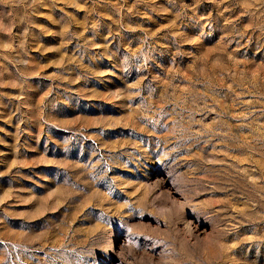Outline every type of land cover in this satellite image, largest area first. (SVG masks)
Masks as SVG:
<instances>
[{"label":"rangeland","instance_id":"rangeland-1","mask_svg":"<svg viewBox=\"0 0 264 264\" xmlns=\"http://www.w3.org/2000/svg\"><path fill=\"white\" fill-rule=\"evenodd\" d=\"M0 264H264V0H0Z\"/></svg>","mask_w":264,"mask_h":264}]
</instances>
